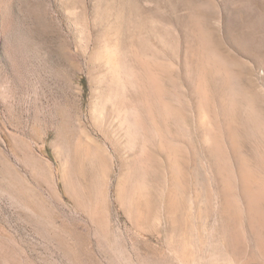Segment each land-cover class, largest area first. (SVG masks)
I'll return each mask as SVG.
<instances>
[{
  "label": "rangeland",
  "instance_id": "1",
  "mask_svg": "<svg viewBox=\"0 0 264 264\" xmlns=\"http://www.w3.org/2000/svg\"><path fill=\"white\" fill-rule=\"evenodd\" d=\"M229 167L264 185V0H0V264H264Z\"/></svg>",
  "mask_w": 264,
  "mask_h": 264
},
{
  "label": "bare ground",
  "instance_id": "2",
  "mask_svg": "<svg viewBox=\"0 0 264 264\" xmlns=\"http://www.w3.org/2000/svg\"><path fill=\"white\" fill-rule=\"evenodd\" d=\"M217 139V138H216ZM216 148V147H215ZM215 148H213V149H215ZM175 150V149H174ZM225 153H226V151H225ZM216 154V153H215ZM218 157V156H217ZM226 157V156H225ZM226 159H227V157H226ZM219 162V161H218ZM226 165H229V163H227ZM224 166V167H228V166ZM179 167V166H178ZM249 167V166H248ZM248 167H247V169H246V167L244 168H241L240 167V170L239 169H237V170H239V172H237V178H240V180H241V185L243 186H241L242 188H243V191L245 192V194H246V196H247V200H249V202H250V209L254 212L253 213V220H259V221H264V214L262 213V211L260 212V204L262 203V201H264V185L262 184V183H259V181H258V179L256 178V176H254V174H253V172L251 171V170H249L248 169ZM226 170L228 169V175H229V179L231 180V181H233L232 180V178L233 179H236L237 180V178H236V174H235V172L233 171V169L231 168V167H229V168H225ZM224 169V170H225ZM236 169V168H235ZM222 172V171H221ZM226 173V172H225ZM255 173H257V172H255ZM225 175V174H224ZM178 176H180V175H178ZM224 177H226V175L224 176ZM178 178V177H177ZM180 178H181V176H180ZM226 179H224L223 181H225ZM264 180V179H263ZM236 184V183H235ZM227 187V186H226ZM225 188V187H224ZM233 189H234V187H233ZM233 189H231V183L229 182L228 183V188H227V193H229V195H231L229 198H235L236 196H234V194H232V190ZM233 191H235V190H233ZM225 195V194H224ZM244 196V195H243ZM230 200V199H229ZM233 200V199H232ZM173 201V200H172ZM177 201V200H176ZM226 201V200H225ZM231 201V200H230ZM234 201V200H233ZM232 201V202H233ZM246 201V200H245ZM171 202V201H170ZM238 202V201H237ZM233 202L232 204L233 205H229L230 204V202H227V203H229L228 205L229 206H232V210L234 211V214H237V215H241V209H242V207L240 208V206H239V204L238 203H240V202ZM176 203L177 202H175V204L173 205V206H175L176 205ZM170 204V203H169ZM241 204V203H240ZM145 206V205H144ZM227 206V205H226ZM249 206V205H248ZM177 207V206H176ZM179 207V206H178ZM264 207V206H263ZM230 209V208H229ZM251 210H249V211H251ZM230 211V210H229ZM252 215V214H251ZM234 216V215H233ZM244 219V218H243ZM255 222V221H254ZM261 224V223H260ZM255 225V224H254ZM262 226V225H261ZM253 227V226H252ZM254 228V227H253ZM261 230V229H260ZM233 236V235H232ZM235 237H236V235H234ZM234 237V238H235ZM237 240H239V239H237ZM263 243V242H262Z\"/></svg>",
  "mask_w": 264,
  "mask_h": 264
}]
</instances>
